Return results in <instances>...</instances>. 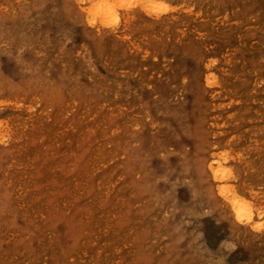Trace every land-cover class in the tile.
Instances as JSON below:
<instances>
[{
	"label": "rangeland",
	"instance_id": "374dc122",
	"mask_svg": "<svg viewBox=\"0 0 264 264\" xmlns=\"http://www.w3.org/2000/svg\"><path fill=\"white\" fill-rule=\"evenodd\" d=\"M0 264H264V0H0Z\"/></svg>",
	"mask_w": 264,
	"mask_h": 264
},
{
	"label": "bare ground",
	"instance_id": "6f19581e",
	"mask_svg": "<svg viewBox=\"0 0 264 264\" xmlns=\"http://www.w3.org/2000/svg\"><path fill=\"white\" fill-rule=\"evenodd\" d=\"M216 166H217V165H216ZM209 170H210V172L214 171V170H215V164L212 165V166H210V167H209ZM215 171H216V170H215ZM220 171H221V169H218V170L214 173V176H215L216 179H218L219 176H220L221 178L224 179V177L222 176V174H221ZM225 189H226V187L222 188V189H221V192H224V193H225ZM239 203H240L239 201H228V204L230 205V211H229V212L235 213L237 221H240V222H241L242 220H245V218H243V217L240 215L241 212L237 209ZM249 221H251V220H249Z\"/></svg>",
	"mask_w": 264,
	"mask_h": 264
}]
</instances>
